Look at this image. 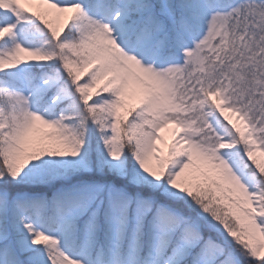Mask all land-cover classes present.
Instances as JSON below:
<instances>
[{
  "label": "snow or ice",
  "instance_id": "obj_1",
  "mask_svg": "<svg viewBox=\"0 0 264 264\" xmlns=\"http://www.w3.org/2000/svg\"><path fill=\"white\" fill-rule=\"evenodd\" d=\"M0 264H264V0H0Z\"/></svg>",
  "mask_w": 264,
  "mask_h": 264
}]
</instances>
